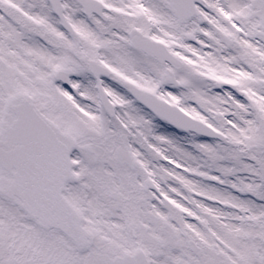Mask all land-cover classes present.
Listing matches in <instances>:
<instances>
[{
	"label": "snow or ice",
	"instance_id": "snow-or-ice-1",
	"mask_svg": "<svg viewBox=\"0 0 264 264\" xmlns=\"http://www.w3.org/2000/svg\"><path fill=\"white\" fill-rule=\"evenodd\" d=\"M0 264H264V0H0Z\"/></svg>",
	"mask_w": 264,
	"mask_h": 264
}]
</instances>
